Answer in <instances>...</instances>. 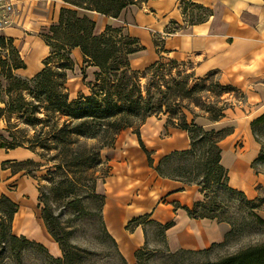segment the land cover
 Returning a JSON list of instances; mask_svg holds the SVG:
<instances>
[{"label": "crops", "instance_id": "obj_1", "mask_svg": "<svg viewBox=\"0 0 264 264\" xmlns=\"http://www.w3.org/2000/svg\"><path fill=\"white\" fill-rule=\"evenodd\" d=\"M62 8L71 7L61 0L20 1L14 24L2 32L24 64L16 75L30 79L43 69L50 49L42 34L57 24ZM197 8L205 12L200 19L191 13ZM75 10L78 16L93 21L94 35L111 27L137 39L143 49L128 57L133 70L171 59L189 68L195 79L218 74L243 92L244 102L226 111L221 120L198 116L194 123L207 131L231 130L219 143L220 164L227 171L228 185L255 199L257 188L264 187V174L255 169L262 163L256 161L261 148L253 140L249 124L264 113V0H147L129 5L117 18ZM70 57L74 67L67 74L66 86L75 98L86 87L80 82L73 90L70 81L78 79L74 73L84 67L83 80L92 82L97 68L83 64L77 48ZM139 138L153 167L137 135L126 129L117 136L108 174L101 183L104 225L124 261L134 264L136 253L149 247L150 226L166 227L161 239L171 252L199 251L220 243L227 231L223 224L187 215L186 209L203 200L199 188L161 178L154 170L162 157L190 148L187 133L167 127L162 117L151 116L140 127ZM36 159L25 148H0V198H8L17 207L11 232L58 258L60 248L48 233L38 206L34 172L27 174L17 167Z\"/></svg>", "mask_w": 264, "mask_h": 264}, {"label": "trees", "instance_id": "obj_2", "mask_svg": "<svg viewBox=\"0 0 264 264\" xmlns=\"http://www.w3.org/2000/svg\"><path fill=\"white\" fill-rule=\"evenodd\" d=\"M61 1L71 8H62L59 12L57 24L51 26L47 33L42 34V39L49 47L50 54L44 61L43 69L25 81L29 85L27 90L35 93L33 99L36 103L35 105L23 103L18 108L12 109V112H18L22 115L25 124L41 125V129L38 131L36 140L31 144L33 145L31 147L23 143H17L14 136L9 134L10 140L0 136V148L5 150L25 148L35 153L36 156L37 148H40L44 152L54 151L56 154L50 157L49 161L55 163V168L62 169L63 165L66 164L68 154L76 158L84 156L82 155L83 153L80 154L82 147L80 140H98L99 145L108 146L114 143L116 137L122 131L132 129L133 133L138 137L139 146L145 153L149 166L153 167L151 155L139 138V129L148 117L161 112L164 103L160 98L156 99V101H151L148 97L149 94L147 97H142L137 83L134 85V89L129 88L128 82H123V76L127 74V68L119 64L126 57L127 66L130 70L134 72L143 71L142 73L147 74L159 69L162 65V60L157 61L144 70H133L129 65L128 57L143 49L139 46L137 39L129 35H123L122 30L111 27H106L99 35H94L93 21L86 16H78L75 10L82 9L96 12L106 17L117 18L121 11L129 5L140 4L147 0ZM193 10L191 9V13L195 14L197 19L202 18V14L205 13L204 10H200L199 8L195 12ZM76 48L79 49L82 55L83 64L96 67L97 72L94 74V80L85 84L87 93H78L74 99L69 100L65 84L68 72H71L74 67L70 55L72 50ZM9 49L14 53L18 63L13 62L12 64V60H10L8 54ZM171 61L176 62L175 60ZM23 68L24 64L17 50L13 47L12 41L4 36H0V77L11 78L15 76L16 70ZM212 75L196 80L202 82ZM172 82H175L173 78ZM165 89L167 90L168 88L165 87ZM175 98L180 97L175 96ZM0 101L2 104L0 113H2L5 110L4 108H6V104L2 100L1 92ZM29 106L31 107L30 111L28 108H25ZM226 110L227 108L225 107L208 109L209 116L207 115L206 117L210 121H219L225 117ZM39 115H43V117L40 118ZM196 117L198 116H193L191 121L188 122L186 116L181 114L179 123L176 122V119L169 117L166 126L185 131L189 137L190 148L186 151L173 152L162 157L154 167L155 172L161 178L179 181L177 179H182V176L192 173L194 169L197 170L196 176L202 175L205 183L210 185H219L221 176L224 175L227 181L228 192L237 193L245 198L244 193L234 190L228 185L227 171L220 164L221 150L219 143L231 130H204L194 123ZM263 120L264 113L252 120L250 124L255 125ZM30 121L31 124H29ZM135 123H138V125L134 126ZM83 148L85 152L87 146ZM95 155V153L92 154L94 157ZM40 156L43 158L42 155ZM61 160L62 162H60ZM256 161L264 162V154H262L261 150ZM27 164L41 166L40 162L27 161L17 164V167L22 168L27 174L33 173L26 170L25 166ZM199 191L203 196V200L194 204L192 209H186L187 215L193 219H208L216 221L218 224L223 223L220 217L225 211L215 201L216 196L210 201L207 195L204 194L205 189ZM257 204L258 200L254 199L244 201V206H246L244 223L242 222V224L236 226L226 222L230 227V230L226 234L227 237L242 232L243 224L249 225L254 223L264 226V220L255 213V210L258 209ZM16 208V205L8 198L4 196L0 198V230L5 234V230L7 229L11 240L17 239L16 236L11 234V221ZM42 219L50 236L61 246L63 260L58 259L57 261L72 264V258L68 253L70 247L64 248L60 240L56 238L54 228L57 222L55 218L45 210L43 211ZM137 220H134V222ZM157 228L161 230L162 236L163 230L166 227ZM104 232L116 247L115 242L105 227ZM4 238L5 236L1 239ZM19 238L20 240L29 242L22 236ZM223 239H225V234ZM222 244H212L209 248L199 251L180 250L179 252L193 256L206 255L213 247ZM142 250H139L135 257ZM122 260L124 259L122 258ZM200 264H264V243L246 247L216 261L208 260Z\"/></svg>", "mask_w": 264, "mask_h": 264}, {"label": "rangeland", "instance_id": "obj_3", "mask_svg": "<svg viewBox=\"0 0 264 264\" xmlns=\"http://www.w3.org/2000/svg\"><path fill=\"white\" fill-rule=\"evenodd\" d=\"M123 35L127 34L123 33ZM8 54L12 64L13 62L18 63L10 49ZM161 64L159 69L147 74L142 73L143 71L134 72L130 70L127 66L126 57L119 64L127 68L123 82H128L129 88L134 89V85L137 83L142 97H147L149 94L148 97L151 101H156L158 98L162 100L164 106L160 113L153 114L155 117H162L166 122L169 117H172L179 123L181 114H184L189 120L193 116H209L207 110L211 108L225 107L228 111L239 107L244 102L243 92L232 81L223 78L221 75H212L201 82L193 78L189 68L177 61L164 60ZM85 74L84 67L77 70V74L74 73L78 79L75 83L70 81V84L74 85V87L72 86L73 90L77 85L80 87V82L85 86L86 82L83 80ZM14 75L11 78L0 77V92L2 100L6 104L5 110L0 113V136L8 140V136L11 134L17 143L31 147L41 125L25 124L22 115L18 112H12V109L18 108L23 103L35 105L36 102L33 99L35 93L27 90L29 88V85L25 83L27 78L20 77L15 73ZM172 78L175 82H172ZM165 87L168 89L166 90ZM83 91L87 93L85 88ZM67 95L69 100L74 99L69 94L68 88ZM175 96L180 98H175ZM25 108L30 111L31 107ZM39 117L41 118L43 115H39ZM136 125L138 123H135L134 126ZM249 126L253 140L264 154V120L255 125L249 124ZM115 141L111 145L101 146L98 144V140H80L82 143L80 154L83 153L84 156L76 158L68 154L66 164L63 165L62 169L55 168V163L49 161V158L54 156L56 152H44L37 148L36 161L40 162L41 166L36 164L25 166L27 171L34 172L33 177L36 181L41 216L46 210L55 218L57 222L54 228L56 238L60 240L64 248L70 247L68 253L72 258V264H126L111 239L105 234L103 221L104 195L101 192V183L108 174V165L113 154L111 151ZM86 146L84 152L83 147ZM92 148L93 150H91ZM94 153L97 157L96 155L95 157L92 156ZM38 155H42L43 158ZM255 169L264 174V162ZM196 175L197 170L193 169L192 173L177 180L183 185H195L199 190L205 189L204 194L210 201L216 196L215 201L225 211L220 218L223 221L221 224L225 226L227 231L225 232V239L217 243L223 244L213 247L208 254L200 256L181 253L180 250L171 252L162 244L161 230L150 226L148 232L151 244L140 251L134 264H200L208 260L216 261L246 247L264 243V226L254 223L243 224L242 232L226 236L230 230L227 223L236 226L244 223L246 210L244 201L253 200L249 198L250 195H245V199L237 193L228 192L224 175L221 176L219 185L207 184L202 175ZM254 200H258V209L255 210V213L264 220V187L257 188V197ZM5 231L4 234L0 230V264H70L57 261L58 259L63 260V253L59 244L61 255L55 258L42 247L20 240V236H16L12 232L11 234L17 239L11 240L8 230ZM3 236L5 238L1 239Z\"/></svg>", "mask_w": 264, "mask_h": 264}, {"label": "built area", "instance_id": "obj_4", "mask_svg": "<svg viewBox=\"0 0 264 264\" xmlns=\"http://www.w3.org/2000/svg\"><path fill=\"white\" fill-rule=\"evenodd\" d=\"M21 0H0V36L4 28L14 24L18 5Z\"/></svg>", "mask_w": 264, "mask_h": 264}]
</instances>
